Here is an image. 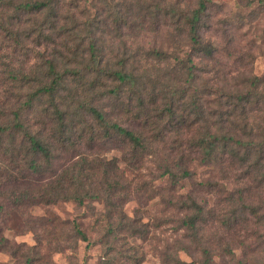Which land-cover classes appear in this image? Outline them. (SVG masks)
Instances as JSON below:
<instances>
[{
	"label": "trees",
	"instance_id": "obj_1",
	"mask_svg": "<svg viewBox=\"0 0 264 264\" xmlns=\"http://www.w3.org/2000/svg\"><path fill=\"white\" fill-rule=\"evenodd\" d=\"M149 2L0 0V35L12 48L7 57L18 51L24 56L19 70L5 61L10 68L5 70V99L0 100V254L10 249L18 253L5 229L48 224L44 217H31L28 209L61 200L79 205L98 201L105 207L96 220L98 225L105 222L98 228L104 229L99 239L104 258L99 264L121 260L142 264L144 255L136 245L118 244L121 239L128 243L150 235L147 222L124 210L132 184L119 172L118 157L108 159L90 151L109 142L119 144V149L125 145V162L137 163L156 152L157 141L166 139L168 132L159 125L167 118L180 133L190 134V148L202 154V161L211 162L221 152L226 155L223 162L228 158L236 166L247 164L246 174L264 181V138L259 139L263 133H251L255 127H249L248 121L230 131L202 127L208 119L197 104L201 92L188 96V82L194 80L192 57H176L187 74L183 86L177 75L162 83L151 69L170 54L157 47L145 49L139 41L149 26H173L168 40L177 44L186 38L197 51L211 56L213 49L201 35L208 4L199 0L197 6L182 9L179 1ZM247 97H237L234 106L242 110ZM183 159L164 165L160 178L167 176L173 186L189 176L190 170L181 165ZM189 200L180 201L190 213L177 230L184 229L192 244L176 245L166 262L189 264L178 254L185 250L190 255L199 251L200 264H214L203 234L209 210L191 195ZM252 213L258 215V209ZM21 215L32 221L18 223ZM72 226L74 240L85 241L87 248L93 245L81 222ZM24 264L33 261L28 258Z\"/></svg>",
	"mask_w": 264,
	"mask_h": 264
},
{
	"label": "rangeland",
	"instance_id": "obj_2",
	"mask_svg": "<svg viewBox=\"0 0 264 264\" xmlns=\"http://www.w3.org/2000/svg\"><path fill=\"white\" fill-rule=\"evenodd\" d=\"M164 1H179L182 9L197 6L199 2ZM205 1L208 4L207 24L202 27L201 35L203 41L211 45L212 55L197 51L186 38L177 44L168 40L173 26H162L160 29L149 26L146 34L139 38L140 43L145 49L157 47L170 54L168 60L157 63V68L151 69V73L155 78L162 79V83H168L171 76L177 75V80L183 86L186 81L182 80L187 74L176 57L187 59L191 56L194 80L188 82V96L193 91L201 92L197 104L202 105L201 109L208 119L201 126L230 131V127L239 129L248 121L249 127H255L251 133H263L259 136L262 139L264 2ZM2 11L0 6V13ZM5 47V37L0 35V100L5 99V70L10 68L6 67L5 61L19 70L24 57L19 51L13 58L7 57L12 48ZM243 94L244 97L248 96L245 100L249 101L242 104L244 108L241 110L234 104L236 98ZM219 121L223 123L218 124ZM171 122L169 118L161 122L159 129H166V139L157 141L156 152L137 163L125 162L123 155L128 153L125 145L119 149V144L109 142L90 151L108 159L118 157L121 167L119 172L123 173L126 183L132 184L131 198L125 203L124 210L128 215L138 216L147 222L151 229L148 239L134 238L129 239L128 243L126 239H121L118 244H125L123 248L136 245L139 254L144 255L142 264H167L166 256L174 252L176 245L192 244L184 229L177 230L182 218L190 213L184 202L180 201L190 203L191 195L209 210L203 234L205 244L214 253V264H264V219L261 218L264 216V181L248 176L245 172L247 164L236 166L230 164L228 158L223 162L226 155L221 152L211 162L202 161V154L194 151L193 146L190 148V134L180 133ZM165 123H168L167 128ZM182 156L181 165L190 170V175L180 178L179 184L172 186L167 176L160 178V169L166 164L179 162ZM104 208V204L98 201L79 205L73 200H61L53 205H37L28 209L27 213L31 217L37 220L44 217L48 224L43 227L41 222L33 221L38 224L5 229V236L18 253L14 254L12 249L1 253L0 264H24L28 258L33 264H99L104 258V244L99 240L104 229L98 228L105 222H99L98 225L96 220ZM253 208L258 209V215L252 213ZM29 220L21 215L18 223ZM73 222L82 223L90 239L95 241L92 246L87 248L85 241L71 237ZM228 250L233 251L235 257L232 258ZM190 253L193 256L185 250L178 251L179 256L189 264H200L202 254L199 251ZM119 263L127 264L122 260Z\"/></svg>",
	"mask_w": 264,
	"mask_h": 264
}]
</instances>
